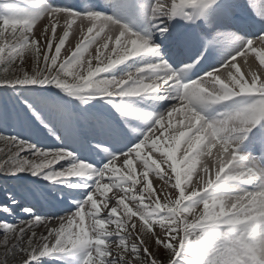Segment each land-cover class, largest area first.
<instances>
[{"label": "bare ground", "instance_id": "6f19581e", "mask_svg": "<svg viewBox=\"0 0 264 264\" xmlns=\"http://www.w3.org/2000/svg\"><path fill=\"white\" fill-rule=\"evenodd\" d=\"M30 5L38 6L40 18L37 24L30 25L28 40L39 52L44 49L46 56L51 55L58 71L64 72V65H72L70 74L75 76L68 80L56 78L49 84L80 82L83 88L73 91L81 92L87 90L85 82L88 81L89 87L99 95L92 104L116 105L123 100L134 112L136 105L141 107L138 99L145 103L147 95L166 97L163 103L153 107L150 118L136 136L101 158H106L108 172L119 175L104 174L101 165L79 154L69 142L58 145L41 140L38 147L17 149L14 152L17 159L23 155L50 159L41 173L56 174L62 181L61 188L46 193L43 200L55 205L60 200L70 203L46 210L35 202L16 197L20 215L10 218L0 215V246L15 236L18 243L37 240L42 244L54 236L64 240V236L81 229V234L77 232L84 237V243L93 238L103 264H114L112 246L123 236L110 228L119 221L117 204H124L131 212V201H138L136 208L146 206L164 220L173 216L171 207L176 209L180 222L174 221V226L155 225L157 232L164 236L198 230L200 223L210 222L209 229L227 232L241 248H246L248 260L256 264L264 262V174L259 175L256 169L263 159L255 160L257 152L249 149L246 140L248 128L262 118H253L245 112L248 104L232 110L228 105L241 98L240 92L253 99L264 94V22L244 33L218 58L184 75L183 66L189 69L191 59L185 58L183 64L173 63L156 32V21L165 22L167 15L179 14L180 5L173 4L172 0H152L140 23L133 16L91 0L79 3L29 0L26 6ZM231 37L232 30L228 28L226 39ZM87 52L89 55L83 60L82 54ZM131 54L139 57L118 64L125 55ZM199 85L215 86L211 93L220 101L214 112L205 110L200 103L201 95L211 93L200 92ZM125 92L129 94L118 95ZM135 93L140 97L134 96ZM124 112L127 110L122 108L119 114ZM118 117L119 123L122 117ZM124 137L122 141L126 140ZM164 138L165 142L161 140ZM149 151L158 158L151 157ZM72 153L77 157L73 158ZM170 154L175 156V162ZM136 161L142 166H136ZM129 165L135 170L138 184L125 177ZM89 171H94L95 178L84 185L82 194L71 191ZM74 172L80 176L65 178ZM238 174L248 175L252 180L245 184L230 181L231 176ZM205 185H210L209 189L196 195ZM122 190L127 194L123 195ZM206 198L210 203L204 206ZM0 208L10 210L2 203ZM90 218L98 229L86 222ZM136 228L140 226L136 224ZM96 230L99 235L93 236ZM17 250L20 251L19 247ZM89 257L93 258L86 252L84 258ZM31 258L17 252L13 264L28 263ZM43 264L67 263L50 255Z\"/></svg>", "mask_w": 264, "mask_h": 264}, {"label": "rangeland", "instance_id": "374dc122", "mask_svg": "<svg viewBox=\"0 0 264 264\" xmlns=\"http://www.w3.org/2000/svg\"><path fill=\"white\" fill-rule=\"evenodd\" d=\"M28 1L0 0V81H4L5 79L9 81L6 84L0 85V204L2 203V205L10 209L3 211L0 208V215L6 218L20 215L14 199L17 197L15 194L23 195L21 191L24 189V184L12 182L10 180L12 177L9 174H28L37 177L36 185L30 186V189L36 190V193L33 195L35 199L46 197V193H51L53 189L62 186V181L56 174L46 176L41 173L43 166L50 159H44L39 156L29 157L28 155H23V157L17 159L14 152L20 149L21 146L23 148L30 145L38 147V144L42 142L41 140L54 142L58 145L69 142L73 146L67 139V131H72L70 133L71 136H75L76 132L74 141H78L80 134L88 132V130L84 132L80 128L71 130L64 127L63 130V127H61V129H58L59 126L52 123V118H50V121L48 120L49 118H45V115H43L44 113L49 115L48 110L53 113H61L63 112L62 108H64V105L59 104L60 102L53 92L45 87L46 83L56 78L68 80V78L74 75L70 74L72 65H64V72L58 71L55 65L56 61L52 60L51 55L46 56L44 49L42 52H39L36 45L28 40V36L31 34L30 25L37 24L40 18L37 13L38 6L30 5V7H27ZM216 1L219 2L220 0H172V3L179 4L181 8L179 13H182L183 10H204V5L210 3L213 6V2ZM234 1L243 3V9L256 11L263 0L256 3H252V0ZM122 3L126 8V12H122L127 16H133L140 23L143 19V14L147 11L149 5L152 4V0H124ZM255 15L257 18L264 19V4L261 5L260 13ZM216 37L220 40L222 39L221 37L224 38L222 35H216ZM237 40L236 37H233L227 45V50L231 49ZM88 55V52L83 53L82 59H86ZM183 73L186 75L185 71ZM27 81H40L43 82V86L38 87L37 83L26 84ZM85 85H87L86 89L88 90V81L85 82ZM43 88L48 90L42 91ZM81 88H83V83L66 91H73V89L81 90ZM214 88V85L207 87L199 85L200 92L207 91L210 93L213 92ZM58 91L56 90V92ZM91 93L97 92L95 89H92ZM241 93L243 92L238 94ZM34 101H40V104L38 106L32 104ZM42 102H45V104H41ZM244 104L249 105V107L245 106L244 110L251 117L257 118L258 116V118L264 119V94L261 98H238L228 103L232 107L230 110L238 106L243 107ZM88 105L89 103H81L79 110L84 113V109L88 108ZM102 105L100 104V106ZM70 118L72 122L76 120L81 126L86 125L85 120H83L84 118L73 117L72 115H70ZM56 119L65 122L68 118L61 116V118ZM262 128L264 129V122ZM161 140L166 141L165 138ZM149 144L154 143L149 142ZM100 155L97 153L93 158L97 164L101 165L104 174H117L115 171H107L106 160L103 166L102 161L99 159ZM149 155L156 157V159L158 158L152 151H149ZM170 156L172 161L175 162V156L173 154H170ZM72 157L76 158L77 156L72 153ZM136 166H142V164L136 161ZM71 167L76 170L79 169L73 165ZM131 167L132 165L128 166L125 177L131 178L133 183L138 184L135 170ZM121 173L125 172L122 171ZM5 174L6 176H4ZM71 176H80V174L74 172L66 175L65 178ZM90 176L91 174L88 175V177ZM82 183L78 182L77 185H74V188L82 190ZM42 186L48 187V189L39 190ZM96 190L97 193L101 192L99 187ZM10 191L15 192V194L13 192L8 194ZM122 194L126 195L127 191L122 190ZM137 203L138 201H131V212H128L124 204L120 202L117 204L119 221L110 226V228H113L115 232L122 233L123 236L112 246L115 251L114 264H161L159 261H162L161 258L165 254H168L171 248L174 255L168 264H234V262H238L239 264H256L250 261V259L248 260L246 248H241L227 232L209 229L210 222L200 223L198 225L200 229L198 230L178 231L168 233L165 236L158 233L155 227L156 224L165 223L174 226V221L180 222V216L176 209L171 207L173 216L164 220L161 217H156L155 212L146 206L136 208ZM208 203H210L209 198L204 199V206H207ZM86 222L98 229L91 218L86 220ZM136 224L140 228H136ZM123 226L127 227L123 228ZM77 231L81 234V229H79L74 231V233L64 236V240H60L58 236H54L42 244L37 240L18 243L15 236L10 239V242H5L0 246V264H13V256L17 252L32 257L31 262L29 260L28 263L23 264H43L50 255L57 260L65 261L69 264H103V260L98 256L97 247L95 246L94 248L95 244L92 237L86 244L83 242L84 237L82 236V239L79 238V242L80 240L81 242L75 245L74 236ZM92 234L93 236H97L99 235V231H93ZM18 247L20 251L17 250ZM86 252L88 255L93 256V258H84ZM259 264H264V262Z\"/></svg>", "mask_w": 264, "mask_h": 264}, {"label": "trees", "instance_id": "16d2710c", "mask_svg": "<svg viewBox=\"0 0 264 264\" xmlns=\"http://www.w3.org/2000/svg\"><path fill=\"white\" fill-rule=\"evenodd\" d=\"M7 81V79H5L4 81H0V84H3ZM174 252L171 250L168 252V254H165L162 259V261H159L161 264H168L169 261L171 260L172 256H173ZM234 264H239L238 262H234Z\"/></svg>", "mask_w": 264, "mask_h": 264}]
</instances>
